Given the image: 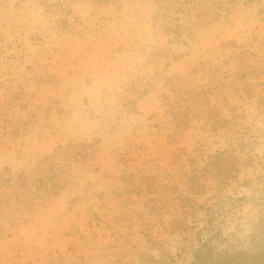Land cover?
<instances>
[{"label":"rangeland","instance_id":"374dc122","mask_svg":"<svg viewBox=\"0 0 264 264\" xmlns=\"http://www.w3.org/2000/svg\"><path fill=\"white\" fill-rule=\"evenodd\" d=\"M210 1L0 0V264H264V0Z\"/></svg>","mask_w":264,"mask_h":264},{"label":"trees","instance_id":"16d2710c","mask_svg":"<svg viewBox=\"0 0 264 264\" xmlns=\"http://www.w3.org/2000/svg\"><path fill=\"white\" fill-rule=\"evenodd\" d=\"M242 1H243V4H250V3H253L255 1H257V0H242ZM237 2H238V0H211L210 1V5L215 6V9L218 11V14H219V12L220 13L228 12L231 7L235 6V4ZM175 10L178 12V11H180L182 9H181V7L178 6V7H175ZM242 258H243L242 256H241V258L237 256L236 258H234L232 260L231 259H226L223 263L224 264H231L233 262H237V264H244L243 261H242Z\"/></svg>","mask_w":264,"mask_h":264}]
</instances>
